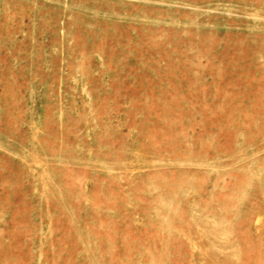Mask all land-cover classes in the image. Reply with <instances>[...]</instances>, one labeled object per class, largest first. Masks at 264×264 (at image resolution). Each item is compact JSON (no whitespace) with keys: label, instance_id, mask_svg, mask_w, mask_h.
Masks as SVG:
<instances>
[{"label":"rangeland","instance_id":"rangeland-1","mask_svg":"<svg viewBox=\"0 0 264 264\" xmlns=\"http://www.w3.org/2000/svg\"><path fill=\"white\" fill-rule=\"evenodd\" d=\"M0 264H264V0H0Z\"/></svg>","mask_w":264,"mask_h":264}]
</instances>
